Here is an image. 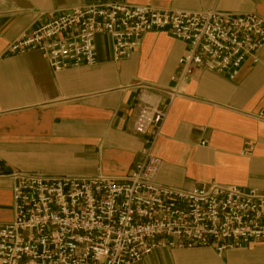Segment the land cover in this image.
Returning a JSON list of instances; mask_svg holds the SVG:
<instances>
[{
    "label": "crops",
    "instance_id": "0c3cea01",
    "mask_svg": "<svg viewBox=\"0 0 264 264\" xmlns=\"http://www.w3.org/2000/svg\"><path fill=\"white\" fill-rule=\"evenodd\" d=\"M108 3L264 21V0H0V223L12 221L14 174L121 180L141 158L144 137L132 130L140 94L165 99L160 92L173 86L183 42L147 33L128 59L115 62L111 40L97 36L93 67L59 73L39 52L6 53L57 13ZM254 59L232 81L200 70L184 82L182 96L165 103V119L150 135L158 185L191 190L216 183L264 194V123L251 116L264 107V48ZM138 264H264V243L221 257L209 248L159 250Z\"/></svg>",
    "mask_w": 264,
    "mask_h": 264
},
{
    "label": "built area",
    "instance_id": "2783aa9c",
    "mask_svg": "<svg viewBox=\"0 0 264 264\" xmlns=\"http://www.w3.org/2000/svg\"><path fill=\"white\" fill-rule=\"evenodd\" d=\"M152 32H165L187 49L173 86L160 92L165 99L148 101L140 94L132 125L144 137L140 160L121 180L14 174L12 221L0 223V264H138L159 250L209 248L221 257L264 243L263 193L216 183L191 190L160 186V160L151 153L150 137L165 119V103L182 96V85L196 72L232 81L247 60L256 63L255 54L264 48L258 16L89 5L55 14L8 44L6 53L39 52L59 73L93 67L97 36L111 40L112 58L119 62ZM251 116L264 123V107Z\"/></svg>",
    "mask_w": 264,
    "mask_h": 264
}]
</instances>
